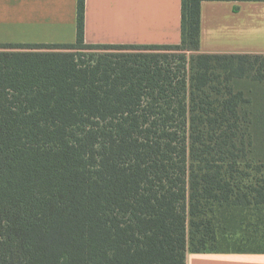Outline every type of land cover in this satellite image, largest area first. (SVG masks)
<instances>
[{
  "label": "trees",
  "instance_id": "16d2710c",
  "mask_svg": "<svg viewBox=\"0 0 264 264\" xmlns=\"http://www.w3.org/2000/svg\"><path fill=\"white\" fill-rule=\"evenodd\" d=\"M203 1L179 44H87L86 0L75 43L0 44V264L264 253V54L200 52Z\"/></svg>",
  "mask_w": 264,
  "mask_h": 264
},
{
  "label": "crops",
  "instance_id": "0c3cea01",
  "mask_svg": "<svg viewBox=\"0 0 264 264\" xmlns=\"http://www.w3.org/2000/svg\"><path fill=\"white\" fill-rule=\"evenodd\" d=\"M78 0H0V44H70ZM182 0H86L87 44H179ZM202 53L264 54V1L206 0ZM187 264H264V253H189Z\"/></svg>",
  "mask_w": 264,
  "mask_h": 264
},
{
  "label": "rangeland",
  "instance_id": "374dc122",
  "mask_svg": "<svg viewBox=\"0 0 264 264\" xmlns=\"http://www.w3.org/2000/svg\"><path fill=\"white\" fill-rule=\"evenodd\" d=\"M250 83L251 82L248 80H243L237 83V87L245 89L247 91V97H253L255 99H258L259 97L264 98V85L250 86ZM252 89L254 91L257 90L258 92H248V90ZM261 102H263L262 105H264V101ZM254 103L259 104L260 102L258 100H255ZM259 109V113L264 114V106H260ZM250 132H252V144L250 147L252 153H249V157L251 159H254L255 161H264V117L260 119L259 123L252 127V130H250ZM240 234H242V232L239 231L238 235Z\"/></svg>",
  "mask_w": 264,
  "mask_h": 264
}]
</instances>
